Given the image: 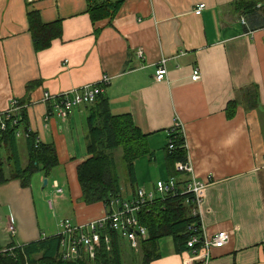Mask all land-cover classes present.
<instances>
[{"label": "crops", "instance_id": "0c3cea01", "mask_svg": "<svg viewBox=\"0 0 264 264\" xmlns=\"http://www.w3.org/2000/svg\"><path fill=\"white\" fill-rule=\"evenodd\" d=\"M104 2L121 6L111 19H91L89 5ZM199 4L205 9L197 16ZM31 13L58 32L45 49L33 43ZM263 27L264 0H0V114L17 100L24 107L22 129L52 145L58 161L48 177L36 174L28 187L4 161L0 214L9 238L0 239V249L54 236L62 220L83 225L105 215L104 203H81L76 174L89 157L85 135L92 105L60 120L51 114L54 100L44 95L57 98L108 77L102 97L110 113L130 115L141 134V156L133 162V178L120 185L122 199L173 175L167 144L179 123L194 173L207 183L201 220L206 236L229 235L223 248L211 249L208 264H264ZM162 59L167 76L156 82ZM195 69L200 78L194 82ZM17 140L25 164L26 139ZM45 179L46 186L56 182L64 191L53 210L42 200ZM58 213L72 220L58 221ZM159 250L150 264H196L169 237Z\"/></svg>", "mask_w": 264, "mask_h": 264}, {"label": "trees", "instance_id": "16d2710c", "mask_svg": "<svg viewBox=\"0 0 264 264\" xmlns=\"http://www.w3.org/2000/svg\"><path fill=\"white\" fill-rule=\"evenodd\" d=\"M120 6L119 2L114 4L104 2L89 5L88 11L93 20L107 17L111 19ZM241 6L243 9L248 8L249 3H243ZM28 20L35 48L37 50L47 48L58 35L54 25L42 24L37 14L33 13L29 14ZM20 116L21 122H24V111L20 112ZM24 130L28 134L25 141V164L21 162L14 131L8 129L0 138V182L5 181L4 161L12 164L13 178L19 179L22 187H28L36 174L48 177L58 165L54 147L41 142L36 144V135L30 133L27 127ZM85 140L89 157L79 164L76 170L81 203L107 204L112 198H122L114 153L118 148L122 149V157L131 179L134 176L133 162L141 156V134L130 115H112L107 101L102 96L99 97L88 109ZM183 144V139L179 137L174 142L175 151L167 152L173 175L174 163L185 161L186 152L182 148ZM184 199L185 197H179L157 202L148 211L139 214V222L146 228L147 238L140 242L138 252L132 251L118 233L106 231L109 245L105 244L102 237L94 248L92 260L80 255L75 260L66 261L59 256L60 237L54 235L26 246L9 245L8 250L5 249L6 252L1 253L3 250L0 249V264H150L160 258L159 242L164 238H171L179 252L187 250V227L196 220L190 217Z\"/></svg>", "mask_w": 264, "mask_h": 264}, {"label": "built area", "instance_id": "2783aa9c", "mask_svg": "<svg viewBox=\"0 0 264 264\" xmlns=\"http://www.w3.org/2000/svg\"><path fill=\"white\" fill-rule=\"evenodd\" d=\"M204 9L205 5L199 4L193 13L199 16ZM241 24H246L244 18L241 19ZM262 30H264V27ZM138 56L142 57V52H138ZM165 63L166 60L162 59L156 66L154 75L156 82L166 79ZM199 78V71L195 69L191 75V81L195 82ZM108 82L109 78L104 77L99 83L62 93L57 98L45 94L44 100L49 101L53 99L52 116L65 120L77 107L93 105L103 95L104 85ZM23 108L17 100H12L8 110L0 114V138L8 129H12L16 139L22 137L27 139L28 134L21 127L20 112ZM179 137L184 141L182 148L186 152V157L185 161L174 163L173 176L164 181H157L152 190L137 187L132 196L127 200L112 198L107 204H104L106 209L105 215L96 221L83 225H73L69 220L60 221L61 231L56 235L60 237L59 256L61 259L71 261L83 255L92 260L94 258V248L101 241L102 237H104L105 244L109 245L108 236L105 234L106 231L118 233L128 243L132 251L138 252L140 242L147 238V230L140 224L139 214L143 211H148L157 202L185 197L184 204L189 209V215L196 220L195 223L187 227V251L191 253L196 264H208L211 249L223 248L229 240V235L224 231H220L212 237L206 236L201 220L202 204L205 199L207 183L199 180L194 173L179 123L174 124L168 136L167 151L169 153L175 151L174 142ZM40 142L39 138H36L35 143L38 144ZM177 176L184 177V180H178ZM63 192L58 183H53V193L46 201L50 210L54 209L56 199L63 195ZM8 232L13 235V228L10 227ZM2 252H6V250Z\"/></svg>", "mask_w": 264, "mask_h": 264}, {"label": "rangeland", "instance_id": "374dc122", "mask_svg": "<svg viewBox=\"0 0 264 264\" xmlns=\"http://www.w3.org/2000/svg\"><path fill=\"white\" fill-rule=\"evenodd\" d=\"M263 117H264V114H263ZM114 158H115L116 171H117L118 176H119L120 185L122 187H124L126 185L125 180L129 179V174H128V170L126 168V165H125L124 161L122 160V155H121V151L120 150L115 151ZM5 170L7 171V169H5ZM154 175H156V174L154 173ZM156 182H157V179H154L153 183H148V185H145V186H147L146 188H149V186L151 184H155ZM59 184H61V183H59ZM138 184L141 185V183H138ZM43 193H44V195H43V199L42 200L45 203L50 198V196L53 193L52 183H49V185H47V186H45L43 188ZM55 204H56V201H55ZM55 204H54V207H56ZM58 214L59 215L57 216V219H56L58 221L61 220V218L64 219V218H67V217L72 220L70 215H65V214H61V213H58ZM68 214H72L71 208L69 209ZM1 217H2V215H1ZM3 225H4V219L2 217V221L0 220V239L1 238L4 239V237H6V236H7V238H9L8 235L5 236V234L2 233ZM165 241H170V239H166ZM162 244H163V242L161 243V245ZM137 263H139V261Z\"/></svg>", "mask_w": 264, "mask_h": 264}, {"label": "water", "instance_id": "95a60500", "mask_svg": "<svg viewBox=\"0 0 264 264\" xmlns=\"http://www.w3.org/2000/svg\"><path fill=\"white\" fill-rule=\"evenodd\" d=\"M46 184H47V180L45 179V180L43 181V185L46 186Z\"/></svg>", "mask_w": 264, "mask_h": 264}, {"label": "bare ground", "instance_id": "6f19581e", "mask_svg": "<svg viewBox=\"0 0 264 264\" xmlns=\"http://www.w3.org/2000/svg\"><path fill=\"white\" fill-rule=\"evenodd\" d=\"M8 250V249H7Z\"/></svg>", "mask_w": 264, "mask_h": 264}]
</instances>
